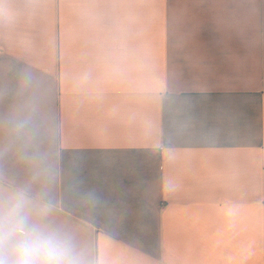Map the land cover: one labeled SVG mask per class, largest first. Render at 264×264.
<instances>
[{
  "label": "crops",
  "instance_id": "crops-1",
  "mask_svg": "<svg viewBox=\"0 0 264 264\" xmlns=\"http://www.w3.org/2000/svg\"><path fill=\"white\" fill-rule=\"evenodd\" d=\"M80 264H264V0H0V202Z\"/></svg>",
  "mask_w": 264,
  "mask_h": 264
},
{
  "label": "clouds",
  "instance_id": "clouds-1",
  "mask_svg": "<svg viewBox=\"0 0 264 264\" xmlns=\"http://www.w3.org/2000/svg\"><path fill=\"white\" fill-rule=\"evenodd\" d=\"M17 192L0 202V264H80L70 236Z\"/></svg>",
  "mask_w": 264,
  "mask_h": 264
}]
</instances>
